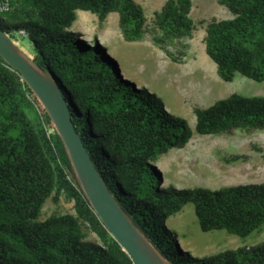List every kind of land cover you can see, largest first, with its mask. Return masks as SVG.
<instances>
[{
    "label": "trees",
    "instance_id": "16d2710c",
    "mask_svg": "<svg viewBox=\"0 0 264 264\" xmlns=\"http://www.w3.org/2000/svg\"><path fill=\"white\" fill-rule=\"evenodd\" d=\"M232 14L206 28V54L219 78L264 82V0H220ZM0 28L28 39L34 62L58 85L91 158L133 223L171 264H264V242L207 259L185 253L167 221L191 203L203 232L249 237L264 226V184L220 190L166 187L156 164L193 139L188 122L122 74L99 42L70 32L77 12L100 22L116 13L127 42L149 35L182 63L197 25L192 0H167L148 22L136 0H0ZM203 24V23H202ZM200 136L264 133V98L233 94L194 109ZM233 156L227 162L236 163ZM73 202V213L42 219L49 199ZM94 236V240L90 237ZM0 264H134L102 223L81 187L45 108L0 56Z\"/></svg>",
    "mask_w": 264,
    "mask_h": 264
},
{
    "label": "rangeland",
    "instance_id": "374dc122",
    "mask_svg": "<svg viewBox=\"0 0 264 264\" xmlns=\"http://www.w3.org/2000/svg\"><path fill=\"white\" fill-rule=\"evenodd\" d=\"M167 0H136L145 10L151 23L156 12ZM220 0H192L191 18L197 30L191 39L181 43L188 46L182 63H175L151 41L148 35L139 42H127L119 27V17L110 14L104 22L89 12L78 11L70 32L80 34L86 41L99 42L115 59L124 77L145 88L162 100L168 113L184 118L192 131L193 139L184 149L173 148L157 162L166 187L178 190H220L239 185L264 184V133L240 132L231 136H200L196 133L194 109L209 108L217 101L233 94L247 98H264V82L257 83L237 75L231 83L222 81L215 64L206 54L207 25L214 19L228 20L232 14L219 3ZM203 23V24H202ZM85 34V35H82ZM29 57L34 49L28 39L15 41ZM233 156L241 161L228 163ZM73 202L63 198L59 202L49 199L43 209L42 219L54 214L73 213ZM185 253L196 259H207L228 250L252 248L264 242V226L242 238L226 231L203 232L196 217L194 205L184 209L167 221ZM94 240V236L90 237Z\"/></svg>",
    "mask_w": 264,
    "mask_h": 264
},
{
    "label": "water",
    "instance_id": "95a60500",
    "mask_svg": "<svg viewBox=\"0 0 264 264\" xmlns=\"http://www.w3.org/2000/svg\"><path fill=\"white\" fill-rule=\"evenodd\" d=\"M0 56L26 82L52 119L92 208L135 264H171L144 236L96 168L62 91L33 58L0 28Z\"/></svg>",
    "mask_w": 264,
    "mask_h": 264
},
{
    "label": "crops",
    "instance_id": "0c3cea01",
    "mask_svg": "<svg viewBox=\"0 0 264 264\" xmlns=\"http://www.w3.org/2000/svg\"><path fill=\"white\" fill-rule=\"evenodd\" d=\"M82 35H85V34H82ZM88 35H91L92 37H95V36L98 37V35H96V34H94V33H90V34H88ZM98 38H99V37H98ZM87 39H89V38H87Z\"/></svg>",
    "mask_w": 264,
    "mask_h": 264
},
{
    "label": "built area",
    "instance_id": "2783aa9c",
    "mask_svg": "<svg viewBox=\"0 0 264 264\" xmlns=\"http://www.w3.org/2000/svg\"><path fill=\"white\" fill-rule=\"evenodd\" d=\"M3 6L0 4V10H3ZM89 43H92L91 41H88ZM135 264V263H134Z\"/></svg>",
    "mask_w": 264,
    "mask_h": 264
},
{
    "label": "bare ground",
    "instance_id": "6f19581e",
    "mask_svg": "<svg viewBox=\"0 0 264 264\" xmlns=\"http://www.w3.org/2000/svg\"><path fill=\"white\" fill-rule=\"evenodd\" d=\"M86 41H91L90 39H87Z\"/></svg>",
    "mask_w": 264,
    "mask_h": 264
},
{
    "label": "flooded vegetation",
    "instance_id": "af4514ba",
    "mask_svg": "<svg viewBox=\"0 0 264 264\" xmlns=\"http://www.w3.org/2000/svg\"><path fill=\"white\" fill-rule=\"evenodd\" d=\"M93 43V42H92ZM92 43H89V44H92Z\"/></svg>",
    "mask_w": 264,
    "mask_h": 264
}]
</instances>
